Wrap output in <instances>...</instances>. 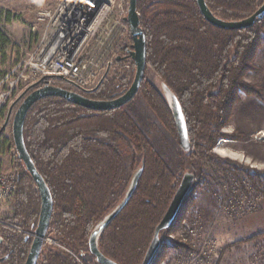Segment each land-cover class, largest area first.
Instances as JSON below:
<instances>
[{"label": "trees", "instance_id": "16d2710c", "mask_svg": "<svg viewBox=\"0 0 264 264\" xmlns=\"http://www.w3.org/2000/svg\"><path fill=\"white\" fill-rule=\"evenodd\" d=\"M205 1L214 16L224 22L246 20L264 4V0ZM11 21L9 14L8 22ZM141 27L147 41V59L146 77L138 96L179 138L163 93L147 80L148 72L153 71L182 105L193 146L184 155L211 168L218 141L232 138L221 131L240 102V93L264 101V87L245 81L250 72L260 70L253 61L261 47L264 18L246 30H225L203 17L197 0H165L157 3L152 12H143ZM11 45V39L0 28V54L5 55ZM132 68L128 76L84 96L101 101L121 97L133 83L134 62ZM2 77L0 72V80ZM125 108L93 112L50 97L29 111L24 126L25 144L54 202L46 236L50 242L44 243L38 264H80L74 255L89 264L85 255L90 254L92 231L123 198L119 189L124 156L129 155L140 157L143 174L130 202L100 237L99 249L117 264L143 263L156 228L180 186L186 163L172 167ZM2 135L1 129L0 140ZM16 169L12 182L13 217L9 220L23 233L2 228L7 247L0 264L26 263L41 213L40 193L17 152ZM190 196L191 192L179 215L191 202ZM168 232L170 229L161 237ZM263 238L264 233L244 242Z\"/></svg>", "mask_w": 264, "mask_h": 264}, {"label": "rangeland", "instance_id": "374dc122", "mask_svg": "<svg viewBox=\"0 0 264 264\" xmlns=\"http://www.w3.org/2000/svg\"><path fill=\"white\" fill-rule=\"evenodd\" d=\"M58 1L0 0V28L12 41L6 54H0L2 79L13 73L33 52L43 28L38 14ZM162 1L165 0H140V18L144 11L152 12ZM9 14L11 22H8ZM130 64L133 66V63L114 66L95 92L104 84H114L117 78L128 76L133 68L128 71L125 65ZM253 64L260 70L250 72L253 80H246L248 74L245 81L264 87V35ZM147 80L162 92L161 80L153 71L148 72ZM59 87L74 92L68 84L61 83ZM29 89H21L0 111V130H3L0 140V258L7 247L2 228L23 233L9 220L13 217L12 182L17 173L13 119L25 98L23 96L32 92ZM125 109L139 128L151 137L156 150L172 167L176 168L184 161L185 174L196 176L191 202L183 215H178L171 232L161 237V248L152 264H264V238L244 242L264 233V132L258 126L245 133L235 127L243 123L252 124V121L264 126V101L240 93V102L221 131L232 138L218 141L213 149L215 156L211 168H205L201 162L184 155L176 132L161 124L140 96ZM251 114L256 119L251 118ZM140 168V157L124 156L123 181L119 189L121 196L125 195L131 179ZM186 245L192 249H187ZM85 258L89 264H96L88 252Z\"/></svg>", "mask_w": 264, "mask_h": 264}, {"label": "built area", "instance_id": "2783aa9c", "mask_svg": "<svg viewBox=\"0 0 264 264\" xmlns=\"http://www.w3.org/2000/svg\"><path fill=\"white\" fill-rule=\"evenodd\" d=\"M128 7L129 0H59L41 10L43 28L35 49L0 80V111L23 88L65 83L82 95L95 92L114 66L133 63ZM125 68L130 71L132 65Z\"/></svg>", "mask_w": 264, "mask_h": 264}, {"label": "water", "instance_id": "95a60500", "mask_svg": "<svg viewBox=\"0 0 264 264\" xmlns=\"http://www.w3.org/2000/svg\"><path fill=\"white\" fill-rule=\"evenodd\" d=\"M197 3L201 14L210 24L225 30H246L251 28L255 24L256 20L264 18V4L253 16L246 20L240 22H224L214 16L205 0H197ZM127 21L130 25L133 41L129 57L133 60L136 69L131 87L121 97L108 101L92 100L80 93L68 91L59 87H44L32 91L29 95H24L23 97L25 98L15 113L13 119V141L15 149L18 154V158L24 163L26 169L34 179L42 201L38 227L25 264H38L54 209L51 191L44 178L37 170L25 144L24 126L27 115L37 102L50 97L64 99L68 103L80 106L93 112H111L124 108L132 103L138 96L141 84L146 77L147 41L141 27V18L138 12V0H129ZM119 61H122V59H119ZM161 86L163 95L173 114L181 146L184 153L188 154L192 151L193 146L190 140L188 124L182 105L180 104L177 96L165 84L162 83ZM142 174L143 166L134 174L121 202L114 209H112L92 231L89 242V252L95 258V262L97 264H117L102 254L99 249V240L111 222L130 202L139 185ZM195 181L196 176L194 174L186 173L183 176L180 186L178 187V190L165 216L156 228L153 241L142 264L153 263L161 248V234L164 231L171 229L174 225L185 199L194 187ZM4 260V258H0V263L4 262Z\"/></svg>", "mask_w": 264, "mask_h": 264}, {"label": "crops", "instance_id": "0c3cea01", "mask_svg": "<svg viewBox=\"0 0 264 264\" xmlns=\"http://www.w3.org/2000/svg\"><path fill=\"white\" fill-rule=\"evenodd\" d=\"M253 75L252 74H249L248 76H247V78H246V80L249 82L250 80H253ZM248 107H249V105H247ZM262 108L263 107H261V108H259V110L261 111L262 110ZM254 115H252L251 114V118H253V119H256V117H253ZM238 123V122H237ZM258 126V129H260V131H263L264 132V126H262L261 124H257V123H255L254 121H252V124H249V123H243V124H241V125H239L238 124V126L236 125L235 127H236V130L237 131H240V132H243V133H245V132H247V130L249 129V128H253V127H257Z\"/></svg>", "mask_w": 264, "mask_h": 264}]
</instances>
